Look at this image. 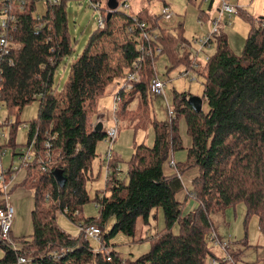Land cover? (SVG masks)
<instances>
[{
    "label": "trees",
    "instance_id": "obj_1",
    "mask_svg": "<svg viewBox=\"0 0 264 264\" xmlns=\"http://www.w3.org/2000/svg\"><path fill=\"white\" fill-rule=\"evenodd\" d=\"M203 1H199V9ZM9 2L13 0H0V10ZM35 2L25 0L21 9L11 10L13 20H8L5 29L8 45L0 46V103L8 113L5 121H10V115L17 117L32 101L38 103L35 119L10 121L12 139L16 125L26 124L23 146L30 147L31 160L15 169L6 168V174L26 171L13 187L32 191V232L28 237L9 232L11 241L19 245L16 249L0 240V264L16 263L19 257L36 264H210L217 259L208 246L209 235L215 230L211 213L237 203L245 205V219L256 215L264 238V18L256 19L243 10L251 27L237 54L223 32L222 20L227 15L223 13L221 27L209 38L214 52L198 70L182 21L163 22L160 13L134 16L116 9L115 0L104 6L102 0H88L90 5H99L105 26L90 34L70 65L61 92L55 94L57 66L72 52L66 0H45V11L40 15L34 14ZM208 15L200 9L198 19L204 21ZM139 23L145 25L147 38L141 36ZM156 48L161 50L156 52ZM161 54L170 62L167 73L183 66L203 78L205 110L192 109L188 103L191 93L173 90L169 121L149 115L153 99L150 83ZM140 55L139 80L127 92L119 89L121 99L115 116L129 119L135 129L149 117L153 142L134 143L125 173L121 167L117 170L121 159L112 153L110 175L105 180L108 194H96L98 216L85 218L81 206L89 201L86 184L92 179L91 162L97 156L98 142L106 135L105 130L92 126L97 102L108 86L133 70L132 62ZM136 99L137 108L132 110L129 105ZM181 117L191 144L185 148L186 159L175 161L174 172L166 174L163 168L169 156L184 149L179 134ZM8 145H15L14 140L11 144L0 142V158ZM189 167L197 168L198 174L180 202L176 198L184 188L180 177ZM187 198H193L197 205L185 212ZM154 209L156 213L161 210L164 226L150 237V249L133 261L122 258L111 247V237L116 233L133 236L138 219L146 223ZM59 213L82 228L102 226L101 250L94 252L82 230L74 237L60 229L56 223ZM110 217L114 222L105 230ZM173 225H178L177 232L171 230ZM259 246L264 247V241Z\"/></svg>",
    "mask_w": 264,
    "mask_h": 264
},
{
    "label": "rangeland",
    "instance_id": "obj_2",
    "mask_svg": "<svg viewBox=\"0 0 264 264\" xmlns=\"http://www.w3.org/2000/svg\"><path fill=\"white\" fill-rule=\"evenodd\" d=\"M124 1L129 4V7L123 8L120 5L118 9L131 13L134 16L140 14L141 12H144L145 14H158L160 13L164 2L168 3L170 8L176 12L177 15L167 23L173 24L178 20L182 21L184 23L183 34L187 41H192L194 38L198 39L208 33H211L212 19L219 16L220 9V7L218 9L219 0H212L211 7L210 0H204L200 4V9L203 13H208L209 18L206 16L204 21H201L198 19V14L200 13L198 3L200 0H119L118 3ZM107 2L108 0H102V6L107 4ZM227 2L235 6L239 12L232 13L230 15L226 13L227 15L223 16V32L226 34L231 49L239 54L243 49L247 32L251 27V24L246 21L244 16L245 12H243V10L256 19L264 18V0H227ZM10 6L12 11L19 8V0H14ZM45 6V0H36L34 14H42L45 11ZM65 7L68 17L67 23L71 37L72 52L57 66L53 85L55 94L61 92L63 85L67 81L70 74L71 63L75 60L76 56L83 51L89 40L90 34L98 26V11L90 6L88 0H66ZM3 17L4 14L0 13V20ZM220 27L221 26H219V28ZM109 48L113 51L112 45ZM213 52V44L209 47H205L203 52L198 56L199 62H194L193 65L197 67L198 70H201V66H203L202 64L205 62V55L209 56ZM169 65L170 62L164 54L159 55L154 63L155 78L160 79L164 83V91L166 95L151 96V99H153L151 102V111L149 113L150 116L154 115L156 119L165 122L169 121V110H173L171 102L173 90L178 92H188L193 96L201 97L203 87V78L196 73L195 70H186L183 66H178L167 73ZM185 71H187V75L183 74ZM119 87L120 81H116L108 86L104 95L99 98L96 105L95 115L100 117V115L107 114L110 117L109 120L101 119L100 121L102 122L105 130L114 125L112 118L113 102L114 96ZM137 103V99L132 101L129 108L132 110L136 109ZM37 113L38 103L37 101H32L22 108L17 117L10 115L9 119L10 121L19 120L20 122H27L35 119L37 117ZM7 115L8 113L5 106L0 105V132L3 133L2 138H0V142L4 144H11L12 140H14L15 143L13 146L8 145L2 152L0 164L4 169L8 168L12 155L14 156L13 159L16 162H14V164L21 161L19 158L20 154L13 153H19L20 151H24L26 149L23 145L27 141L28 130L25 123L17 124L14 132V138L12 139L10 137V121H5ZM178 123L179 134L182 141H185L187 139V133L185 131L184 119L181 117ZM118 125L120 131H118V135L112 143V153H115L121 159L120 166H118V168L120 170L121 167L122 171L125 173L127 171V162L131 158L134 150V143L151 145L153 142V131L149 122V117L147 116H145L144 121L140 123L139 128L136 129L133 128L131 121L127 118L119 119ZM106 149L107 143L105 140L98 142L96 146L98 156H95L91 162L92 179H90L86 184L89 201L81 206V215L85 218L98 216V208L95 200L96 194H108V191L105 189L106 178L104 175V165L102 164L101 159V157L104 156ZM182 152H184L183 159L185 160L187 155L186 150L178 149L172 152L173 156L171 154L165 163H167L170 168L175 170L176 162L173 157H179ZM170 160L174 162L172 166L169 165ZM193 168L194 167H189L186 169L183 175L188 178L192 175ZM25 172L26 171H24V176ZM10 202L15 209V219L12 223V235L15 237H28V235L32 232L30 218V212L33 209L32 191L26 187H19L18 191L10 193ZM193 203H195L193 198H187L184 208L186 209L187 205L190 206ZM185 212H187V210H185ZM211 219L215 228L213 231H216L215 233L222 241H228L230 246V249L227 252L222 249L219 244H214L213 241L209 242L208 240L209 248L218 259L228 258L229 253L234 263L231 260H228L225 264H264V247H256V245H262L264 241L263 235L258 229L257 217L253 214L245 219V205L243 203L228 206L223 211L213 212L211 213ZM113 222L114 218L110 217L104 225L105 230L109 229ZM56 223L60 229L70 235L74 237L79 235V225L73 223L64 214H57ZM163 226L164 219L161 210L158 209L156 213V210L154 209L150 212L146 223L141 219H138L133 236L125 233H116L112 236L110 242L113 245L111 247H114L122 258L128 261H133L142 253L150 249V237ZM99 227L103 229L102 226ZM171 230L173 232H177L178 225H173ZM89 243L95 249L98 246V243L93 239H89ZM247 244L251 246L247 248ZM16 246L19 248V245L16 244ZM233 254L235 258H233ZM23 264L36 263H33L29 259ZM86 264L94 263L90 262Z\"/></svg>",
    "mask_w": 264,
    "mask_h": 264
},
{
    "label": "built area",
    "instance_id": "obj_3",
    "mask_svg": "<svg viewBox=\"0 0 264 264\" xmlns=\"http://www.w3.org/2000/svg\"><path fill=\"white\" fill-rule=\"evenodd\" d=\"M14 2V0H13ZM12 2V3H13ZM25 0H19V8L21 9L23 7ZM221 5L218 7L219 9V16L214 18L212 20V32L216 31L220 25V21L222 18L223 13H227L228 15L235 13L236 12V7L231 5L230 3L227 2V0H220ZM11 2H9L7 5H5L3 8H1L0 13L4 14V17L0 20V46L1 48H6L8 45V37L5 35V29L7 28V22L8 20H13V15L10 13L11 12ZM120 5L123 8H128L129 4L124 2L119 3L116 6V9L120 7ZM95 10L98 11V18H97V24L98 28L103 29L105 26V21L104 17L101 13L100 7L98 4L91 3V5ZM113 9L108 10L109 13H111ZM175 12L167 5L162 6L160 10V15H161V21L163 22H169V20L173 19L175 16ZM202 23V22H201ZM139 26L142 29L141 36L144 38H147L146 32L143 30L144 29V24L139 23ZM129 31H131V28H128ZM211 33H208L207 35L201 37V38H194L192 41H189V47L194 53V62L198 61V56L203 52V49L205 47H209V38L211 37ZM132 35V33L130 34ZM161 49L156 48V52H159ZM209 58L208 55H205V61ZM142 60V56H138L133 62H132V71H129V73L125 76L123 80L120 82V87L119 89H122L123 91L127 92L131 89L133 82H136L139 80V72L138 68L140 65V62ZM184 75H187V71L183 73ZM118 89V91H119ZM116 92L114 96V102H113V123L114 125L105 130L106 135H105V142L107 143V149L104 153L103 156V164L105 167V178H107L110 175V168L108 167V162L111 159L112 155V143L116 139V136L118 134V129H119V120L115 116V112L118 109V105L121 99V96L119 92ZM150 92L152 96L156 95H165L164 91V83L158 79V78H153L150 83ZM0 105H2L0 103ZM169 117L172 116L173 112L169 110ZM100 118L102 116L98 117V119L93 123V127L96 125L97 122H100ZM3 133L0 132V138H2ZM21 154L19 155V158L21 161H18L16 166L12 165V169L18 168L20 163L27 162L31 160V156L33 155L30 147L26 148L24 151H20ZM174 162L172 160L169 161V165L172 166ZM20 170V169H19ZM119 170V168H117ZM16 173V172H14ZM14 173L11 174H6V169H3L0 165V240L3 241L5 244L8 246L16 249L18 248L16 244H14L10 237H9V232L11 231L12 223L15 217V209L13 205L10 202V189H11V181L14 178ZM80 227V226H79ZM80 230H82L85 234V237L88 239H93L98 243L97 248H94V252H99L100 249V241H101V236L103 234V229L97 225H89L85 228L80 227ZM213 241L214 244H219L222 249L225 251H229L230 246L228 241H222L217 234L213 231L209 235V242ZM29 259L25 257H19L16 261L15 264H22L26 263ZM220 260V261H219ZM228 260H231V256L228 253V258H221V259H212L210 260V264H225ZM233 262V261H232ZM234 263V262H233Z\"/></svg>",
    "mask_w": 264,
    "mask_h": 264
},
{
    "label": "crops",
    "instance_id": "obj_4",
    "mask_svg": "<svg viewBox=\"0 0 264 264\" xmlns=\"http://www.w3.org/2000/svg\"><path fill=\"white\" fill-rule=\"evenodd\" d=\"M119 0H115V3L118 5L119 3ZM165 3V2H164ZM167 5H169L168 3H166ZM218 4H219V1H218ZM164 5V4H163ZM219 7V6H218ZM198 62H199V59H198ZM121 82V81H120ZM166 95V94H165ZM205 102H203L202 103V110H205V104H204ZM100 116H102V118H100V120L101 119H103V120H109V115H100ZM98 119V116L97 115H95V113H94V116H93V120H92V124L96 121ZM101 124H102V122H100ZM97 124V123H96ZM184 124H185V121H184ZM186 126V125H185ZM102 130H105L104 129V127H103V125H102ZM118 131H120V128L118 129ZM185 131H186V127H185ZM118 135V134H117ZM117 137V136H116ZM104 140V139H103ZM102 140V141H103ZM182 143H183V147H184V149L183 150H186L185 148H188L189 146H190V144H191V138H190V136L189 135H187V139L185 140V141H182ZM183 155H184V152H182V154H180L179 155V157H176V156H174L173 157V159H174V161H183L184 159V157H183ZM97 156H98V154H97ZM172 156H173V154H172ZM13 155L11 156V158H10V163H9V165H8V167L9 166H16L17 164H14V159H13ZM1 159V158H0ZM101 159H102V164H103V157H101ZM16 163V162H15ZM1 165V164H0ZM104 165V164H103ZM1 167H2V165H1ZM118 167V166H117ZM3 168V167H2ZM4 169V168H3ZM163 170H164V173H166V174H171V173H173L174 172V169H172V168H170L169 166H168V164L167 163H165L164 164V168H163ZM104 171H105V167H104ZM197 174H198V169L197 168H193V170H192V175H190L188 178H186L184 175H181V177H180V179H181V181H182V184H183V186H184V188H183V190H181L177 195H176V198H177V200L178 201H180V202H182L184 199H185V195H186V190H187V188H189L190 187V185H191V181H192V179L194 178V177H196L197 176ZM105 175V174H104ZM23 176H24V170L23 169H20V170H18L16 173H14V178H13V180L11 181V189H12V191H11V193L13 192V191H18L19 190V187H17V186H15V187H13V185L15 184V183H18L19 181H21L22 179H23ZM13 187V188H12ZM12 196V195H11ZM13 198V197H12ZM14 200V199H13ZM187 201V200H186ZM196 203V202H195ZM195 203H193V204H191L190 206L189 205H187L186 206V209L185 210H187V211H190V210H193V209H195V207H196V205L197 204H195ZM187 207H188V209H187ZM184 210V211H185ZM16 216H17V214H16ZM14 219H15V217H14ZM13 225V224H12ZM216 232V231H215ZM11 233H12V227H11ZM3 255V251L1 250L0 251V257ZM23 264V263H22Z\"/></svg>",
    "mask_w": 264,
    "mask_h": 264
},
{
    "label": "water",
    "instance_id": "obj_5",
    "mask_svg": "<svg viewBox=\"0 0 264 264\" xmlns=\"http://www.w3.org/2000/svg\"><path fill=\"white\" fill-rule=\"evenodd\" d=\"M188 103L192 107L193 110L196 112L202 111V98L200 96H190L188 98ZM94 129L97 131L102 130V124L100 122H97V124L94 126Z\"/></svg>",
    "mask_w": 264,
    "mask_h": 264
}]
</instances>
